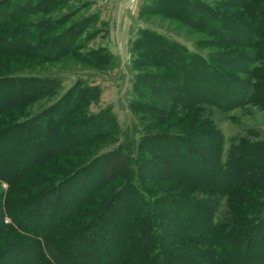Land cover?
<instances>
[{
    "label": "trees",
    "instance_id": "trees-1",
    "mask_svg": "<svg viewBox=\"0 0 264 264\" xmlns=\"http://www.w3.org/2000/svg\"><path fill=\"white\" fill-rule=\"evenodd\" d=\"M61 1L0 0L1 10L7 2L12 4L7 13L0 14V54L24 55L26 61L20 63L27 66L34 63L27 61L28 57L72 52L77 60L99 69L111 67L110 52L103 50L96 55L97 49H80L84 40L93 35L85 28L96 14L82 15L61 30L55 29L61 15L23 19L35 10L48 12ZM147 2L139 8L140 14L158 13L195 30L207 31L215 37L213 41L208 39V44L222 47L203 54L154 28H139L133 42L136 51L132 67L136 69L131 86L135 97L130 106L153 110L158 116L154 126H175V131L139 130L136 140L131 137L114 146L98 148L62 178L55 179L44 175L42 164L48 163L52 170L58 155L84 154L81 145L96 146L102 137L119 133L115 114L110 106L94 113L84 112V106L97 98L99 90L97 84H88L79 75L38 113L14 120L25 110L22 106L51 93L60 80L57 74H0V114L11 118L0 128V179L10 184L18 175L26 177L27 168L38 164L41 173L32 171L26 177L30 178L27 184L39 185L40 194L55 191V210L40 224L37 219L23 221L16 212L23 199L11 194L3 196L0 190V227L18 228L31 239L30 249L25 250L11 241H0V264H77L67 262L69 249L88 255L93 245L101 251L89 259L91 264H264V139L238 135L224 146V136L213 121L201 116L200 108L204 103L220 109L253 100L264 103V63L256 64L264 59V0H232L228 5H224L228 1L219 2L222 7L234 8L232 13L220 11L204 0ZM21 15L16 24L8 25ZM16 34L22 36L14 39ZM32 37L35 41H30ZM46 45L52 52L39 51ZM7 65L6 70H10ZM143 66L161 71H147L141 69ZM220 66L239 74H230ZM26 84L33 87L27 89ZM143 96L165 103L150 106L139 99ZM19 106L22 109H17ZM189 108L193 115L184 116ZM170 114H178L173 125L165 121ZM70 119L74 125L64 129ZM82 129L85 134H80ZM11 132L19 133V142L6 150ZM18 150H25L23 158L13 164ZM111 157L117 158L111 166L112 173L117 171V178L124 181L111 190V205L106 200L99 206V219L110 214L112 204L119 198L121 205L108 217L113 222L105 224L88 246L77 248L67 237L82 230L89 221L75 224L68 218L84 216L88 209L78 205L88 204L87 197L96 188L108 189L104 187L106 177L88 175V169L95 160ZM153 158L164 163L166 170L159 171L151 163ZM173 178L170 190H180L181 195H171L169 187L159 183ZM147 182L160 185L145 186ZM16 186L20 190L23 187ZM60 188L67 198L63 199ZM223 198L224 208L220 207ZM5 215L8 222L3 221Z\"/></svg>",
    "mask_w": 264,
    "mask_h": 264
},
{
    "label": "rangeland",
    "instance_id": "rangeland-1",
    "mask_svg": "<svg viewBox=\"0 0 264 264\" xmlns=\"http://www.w3.org/2000/svg\"><path fill=\"white\" fill-rule=\"evenodd\" d=\"M110 0H63L59 3L54 4V6L48 12H40L39 10H35L24 15L23 19H32V18H52L57 16H62L59 18V24L55 28L57 30H61L67 25L71 23L72 20L81 17L82 15H89V14H96V18L87 23L85 28V32L91 31L93 33L92 36L84 40L85 43L81 46V51H88L91 49H97L96 55H100L103 53V50L110 52L113 55L111 67L99 69L91 65L90 62L87 61H80L77 60L72 52H64L61 54L56 55H49L48 52H52V48L49 45L40 46L39 51H43L46 49L48 55L38 56V57H28L27 61H32L27 66H22L20 63L22 60L26 61V56L20 55L18 53H10V54H0V74L5 73L4 71L9 72H20L26 74H57L59 77V84L58 86L49 94H43L38 96L32 101L27 102L28 106L23 112L19 114V116H15L13 119L20 118L21 115L24 114H33L38 113V110L42 109L43 107L50 104L57 94L64 91L68 86L73 83L77 76L81 75L82 78L87 81L88 84H97L99 94L96 99L90 100L84 106V112L87 113H94L97 112L101 107L110 106V109L115 114L118 127L120 129L119 133L111 134L110 137H102L101 139L96 141V146H84L81 145L80 148L84 149V154H60L56 158L59 160L55 167L51 170V165L48 166V163H43L42 167L40 165H34L30 168H27L26 177L32 171H39L41 173L40 168L46 171H43L44 175L51 176L52 178H62L67 172H69L72 168H74L80 162H83L86 158H88L89 154L95 153L98 148H108L110 146H114L117 142H122L128 140L129 138H133L136 140L137 132L139 130H145V132H153L154 130L168 129L169 131H175L178 129L175 126H165L158 125L154 126L157 123L155 116V112L153 110L148 109H141L135 110L133 107L130 106L131 99H134L135 95L133 93V89L131 86V81L133 77V73L135 72V67L133 65V56L135 50L134 46V39L138 34V30L140 27H150L154 28L157 31L165 33L167 36L178 40L179 42L186 45V47L190 50H196L203 54H206L208 51L212 50H220L222 47L217 45H210L208 44V39H215L211 33L204 31V30H195L191 28L190 25L181 24L180 21L177 19H173L168 16H164L158 13H150V14H140L139 8L143 3H148V0H114L116 6L122 10V13L126 15L127 26L124 29L123 34L116 33V26H115V33L112 30L111 34V46L108 43V31L109 26H111V20L103 17L104 9H107L106 5ZM209 5L216 7L220 11H225L228 13H232L234 8L230 7H222L220 3H224L228 1V3L224 5H228L229 2L232 0H204ZM220 2V3H219ZM11 2H7L5 6H3L2 10L0 9V14H5L9 11ZM12 7V6H11ZM124 11V12H123ZM242 11V10H239ZM237 15V14H236ZM111 16V15H110ZM22 19V15L20 17H15L12 22L8 23V25L12 26L16 24L17 20ZM61 19V20H60ZM110 21V25H109ZM15 22V23H14ZM114 23V21H113ZM8 27V26H6ZM114 28V27H113ZM112 28V29H113ZM32 32V31H31ZM85 32L83 34H85ZM51 34V33H50ZM82 34V35H83ZM49 33L47 34V36ZM80 36L81 38L83 36ZM22 36L21 34H16L15 38H19ZM45 36V37H47ZM35 37V36H34ZM30 38V41H35L37 38L35 37ZM121 37L125 40H121ZM29 39V38H28ZM115 39V41H113ZM200 39V41H199ZM213 41V40H212ZM208 44V45H207ZM38 48V47H37ZM137 49V48H136ZM264 63V59L257 62L256 64L260 65ZM10 64V70H6V65ZM8 66V65H7ZM222 67V66H220ZM230 74H239L235 71L230 69L224 68ZM141 69H145L147 71H161L158 68L152 66H143ZM259 72V71H258ZM27 89L33 87L30 84H26ZM147 105H164V101H160L157 99L149 98L143 96L139 98ZM166 105V104H165ZM22 107H18L17 109H22ZM201 116L206 117L208 120L213 121L214 126L216 129L220 131V133L224 136L225 144L224 146L228 145L230 138L234 136H244L248 139H264V103L260 100H253L249 102H244L239 105H235L231 108L220 109L215 105H208V104H201ZM193 112L192 108L187 109L184 116L187 115L189 117ZM140 115V116H139ZM193 115V114H192ZM178 114L176 115H168L165 119L166 123H171L172 125L178 121L177 119ZM43 117V119H45ZM11 118L5 117L4 115L0 114V128L7 125L10 122ZM74 120L70 119L69 123L64 127V129H68L74 125ZM205 129V128H204ZM86 130H80V134H85ZM19 137L18 132H11L10 135L7 137L8 139L6 142V150L11 148L9 145L17 144ZM34 137L32 136L31 139ZM60 140H62L60 138ZM129 141H127L128 143ZM132 143V142H130ZM42 146H45L43 142H41ZM40 144V145H41ZM133 148V147H132ZM25 150H18L13 155L15 158L13 164L19 162L20 159L23 158V153ZM10 154L9 151H6ZM126 152V151H125ZM80 153V152H79ZM132 155H135V150H132ZM128 154V153H127ZM125 153V155H127ZM126 157V156H125ZM53 158H50L48 161L51 163ZM115 157H111L108 160L104 158H100L99 160H95L94 163L89 167L88 171L90 173L88 175L92 176H105V186L108 187L107 190H103L96 188L91 196H88L89 199L88 204H79L78 207H83L84 209H88L85 211L84 216L80 217H71L68 218V221L73 223H81L82 221H89L82 230L78 231L77 233H71L68 235L67 239L72 240L73 243L76 245L77 248H83L88 246L90 243V239H95L99 233L102 231L105 224H110L112 221H108V217L111 218V215L114 213V209L121 205V198L116 200L111 206L110 214L104 215L105 218L100 220L98 215L99 206L102 205V202L106 201L111 205V192L113 191V187L119 185L124 180H120L117 178L116 172L112 173L111 166H114ZM63 160V162H62ZM65 160V161H64ZM17 161V162H16ZM3 163V162H2ZM55 163V162H54ZM66 163V164H65ZM68 163V164H67ZM101 163V164H100ZM152 164L155 165L159 171H164L166 168L164 167L165 164L157 158H153L151 161ZM98 164V165H97ZM1 165V164H0ZM38 167V168H37ZM40 167V168H39ZM49 167V168H48ZM47 168V169H45ZM53 171V172H52ZM23 172V171H22ZM21 172V173H22ZM18 175V177L11 179L9 181L0 179V190L3 192V196L11 194L16 197H21L23 199L20 202V206L17 207L16 212L20 215V218L23 221L31 222L35 219L39 221V223H43L50 215L53 214L55 210V191L50 193H41L40 186H29L27 181L30 182V178L23 177ZM33 180V178L31 179ZM96 182V181H95ZM79 183V181L77 182ZM162 185H167L169 188V193L174 196L181 195L180 190H173L170 185L175 183V179H166L164 182H159ZM159 183L155 182H147L145 186L157 185ZM22 184L24 192L16 186ZM45 184V183H44ZM42 184V185H44ZM47 184V183H46ZM67 184L64 183L63 185ZM99 182H97L98 185ZM9 185V186H8ZM101 185V182H100ZM164 186V187H165ZM39 188V191H38ZM64 188V187H63ZM60 188L59 191L61 196L67 198L65 195V191ZM37 189V192H36ZM112 190V191H111ZM35 191V192H34ZM39 194V195H38ZM10 195V196H11ZM38 195V196H37ZM119 195V194H118ZM123 193L120 192V197H123ZM125 197V196H124ZM226 197V196H225ZM230 197V196H229ZM227 199V197H226ZM233 199V198H230ZM107 204H104L103 208ZM224 198L220 200V207L224 208ZM218 207V208H220ZM103 218V217H100ZM113 218V217H112ZM3 221L8 222L9 218L7 215L3 217ZM108 221V222H106ZM113 222V221H112ZM39 224V225H40ZM66 224V223H65ZM66 239V240H67ZM0 241L13 242V246L21 245L19 247H24L23 249H30L29 243H31V239L29 236L21 233V230L14 227H0ZM66 246V245H65ZM18 248V247H17ZM50 248L53 252L55 248L53 245H50ZM68 248V247H67ZM93 252L86 255L77 249L70 248L69 254L66 257L67 262H74L77 264H91L89 263V259L94 258L100 253V248L98 249L94 245L92 246ZM95 255V256H94ZM29 256V255H28ZM28 261L31 262V258L28 257Z\"/></svg>",
    "mask_w": 264,
    "mask_h": 264
},
{
    "label": "crops",
    "instance_id": "crops-1",
    "mask_svg": "<svg viewBox=\"0 0 264 264\" xmlns=\"http://www.w3.org/2000/svg\"><path fill=\"white\" fill-rule=\"evenodd\" d=\"M106 7H107V9H104V12H102V13H103L104 18L106 17L107 19L111 20V26H109V31H108V39H110V40H108V43H109V46H111V38H112L111 34H113L112 30L114 31L115 26H116V33L117 34H120V33L123 34L124 29L127 26V20H126L127 17L124 13H122V10L116 6L114 0L108 1V4L106 5ZM113 21H114V23H113ZM109 25H110V21H109ZM114 33H115V31H114ZM121 40H125V39H123V37H121ZM113 41H115V39H113Z\"/></svg>",
    "mask_w": 264,
    "mask_h": 264
}]
</instances>
